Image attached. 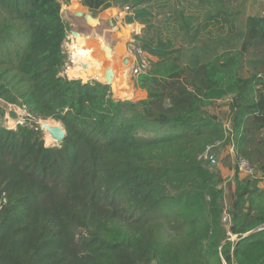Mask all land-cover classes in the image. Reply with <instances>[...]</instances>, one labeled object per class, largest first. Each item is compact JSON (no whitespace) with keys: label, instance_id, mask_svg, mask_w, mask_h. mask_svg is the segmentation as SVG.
Masks as SVG:
<instances>
[{"label":"trees","instance_id":"trees-1","mask_svg":"<svg viewBox=\"0 0 264 264\" xmlns=\"http://www.w3.org/2000/svg\"><path fill=\"white\" fill-rule=\"evenodd\" d=\"M245 1L79 0L144 27L134 46L156 61L132 102L61 75L58 0H0V264H264V5ZM1 103L26 123L6 129ZM216 145L255 170L234 176L227 209L220 170L199 159Z\"/></svg>","mask_w":264,"mask_h":264},{"label":"rangeland","instance_id":"rangeland-1","mask_svg":"<svg viewBox=\"0 0 264 264\" xmlns=\"http://www.w3.org/2000/svg\"><path fill=\"white\" fill-rule=\"evenodd\" d=\"M58 2L61 5V11H60L61 18H62L63 22L68 26V29H69V32L66 35V38H65V40L63 42V51H64V54L67 57V62H66L65 68L62 71L61 75L64 76V77L69 78L67 73H66L68 68L70 66H72V63H70V61H69V57H70L69 56V49H70L69 47L72 45V40L75 39V38H73V36L71 35L70 32H73L76 29L77 31L80 32V34L81 33L84 34L85 31H88V33H89L88 35H90V36H94L95 34L100 35V36L102 35L101 38L104 41L105 45H108L111 48L116 47V46L119 45L120 38H119V40L117 39V37H116L117 33L115 31L116 30L115 28L112 30V32H108V33L104 32L105 30H107L106 29L107 28L106 24H103L100 29H97V31H92L91 30L92 32H89L90 30L85 26V23L83 21L84 19L83 18H76L73 15L74 12L75 13L76 12H84V13H89L90 12L92 14L97 15L96 17H98V15L100 17V13L103 14V15H106L107 14L106 11H108V9L95 13V12L89 11L85 7H82L80 2H79V0H58ZM238 5H240V4L238 3ZM263 5H264V0H257L256 4H252L251 0L245 1L243 3V7L245 8V10H244L245 14L251 12L252 8H256L257 7L258 9H261V7ZM123 15H125V13ZM156 21L158 23H161L162 19H160V18L158 19L157 18ZM134 32H132V33H134ZM137 34H138V32H136L135 35L130 34L129 35V36H131L130 39L132 40L135 36H137ZM130 42L131 41L129 40L126 43V45H124L126 53H128V52L130 53V50H132L131 45L128 47V44ZM182 45L183 44H179L178 43L177 45H175L174 49L182 48ZM143 54H144V57L147 58L149 64L154 63L156 61L155 58H153L152 56H149L148 54H146V52L143 51ZM130 55H131V53H130ZM136 59H137V61L140 60V58H138V57H136ZM133 61H134V58H133ZM105 64H107V63L105 62L103 65L105 66ZM135 79H136V77L131 75V72H130V70L128 68L127 80L131 83L132 87H133V85L135 87ZM79 80L82 83L84 82L81 79H79ZM94 80H96V79H94ZM90 81H92V80H90ZM97 82H99V81L97 80ZM99 83H101V82H99ZM109 87H110L112 98L119 99V98H117L116 96L113 95L111 86H109ZM144 99L139 97L136 100H128V101L136 102V101L144 100ZM120 100H122V99H120ZM225 104H226V102L225 103L223 102L221 104L218 103V102L214 103V105L211 108H209L208 111L212 115H217L219 117V119L221 120V123L224 125V127L226 129H229V124L226 123L227 122L228 110H227ZM1 105L3 106V109L5 110V115L2 117L1 123L6 129L12 130V129H15L17 125L26 123V120H25L26 113L24 112L23 109H20V108L15 107V106L5 105L3 103H1ZM47 121L49 123H51V124L55 123V121H53V120H47ZM38 122H37V124H38ZM39 128H40V126H39ZM43 140H44L45 146H51V145L54 144V142L49 143V144L46 142V140H47L46 133H43ZM216 146H218V147L215 148ZM216 146L213 147L214 149L212 148V153L215 155V158H216V161H217L216 164H215V167L218 170H220V172H221V174L223 176V179L225 181V183L223 185V187H224L223 204H224V207L227 209L228 206H229L230 192H231V190H233V186H234V183H233L234 176L237 175L240 179L247 178L249 176H247L246 173L242 172L239 169V166H238L239 162L235 158L233 146H231V145H224L223 147H221L220 145H216ZM254 173H255V170H254ZM234 240H236V238L235 237H231V241H234Z\"/></svg>","mask_w":264,"mask_h":264},{"label":"crops","instance_id":"crops-1","mask_svg":"<svg viewBox=\"0 0 264 264\" xmlns=\"http://www.w3.org/2000/svg\"><path fill=\"white\" fill-rule=\"evenodd\" d=\"M106 13H107L106 15H103V14L100 13V17L98 15L100 23L97 26H94V27L88 26L86 24V22L84 20L83 21L85 23V26L90 30L89 32L97 31V29H100L103 24H106L107 25V28H106L107 30H105L104 32H107V33L108 32H112V30L115 28L116 29L115 31L117 33L116 37H117L118 40L120 38L119 45L114 47L115 51H116L117 61H116V64L113 66L114 77H113V83L111 85L112 93H113L114 96H116L119 99L136 100L139 97H141L143 99L144 98L146 99L147 93L145 91H143V90L138 89V88L136 89L134 87V85L132 87L131 83L127 80L128 68L130 67V70H131V67H132V65H131L132 63L131 62L133 60L129 56V54L125 52V48H124V45H126V43L129 40L131 42L128 44V47L130 45H132V44L134 45L133 39L131 40L130 39L131 36H129V35L130 34L135 35L136 32H138V34H141V31L143 30L144 27L142 25L137 24V23L126 24L125 23V17H126L127 13L125 11H121L118 8H114V7L108 8V11H106ZM124 13H125V15H123ZM73 15L76 18H79V17H77L75 15V12H74ZM95 16H97V15H95ZM73 32L80 33L76 29ZM132 32H134L135 34L132 33ZM87 34H89L88 31H85L84 35H87ZM101 36L95 34L92 37H101ZM69 48H70L69 49V56H70V54H74L75 53L74 42L72 43V46H70ZM183 48H185L184 45H182V49ZM124 59H128V63H127L128 67L127 68H123V66H122V63L124 64V62H123ZM129 59L131 60L130 62H129ZM69 61H70V63H72V66L69 67L68 70L66 71L67 75L71 76L70 73H73V74L77 73L76 74L77 76H79L80 78L84 79L85 77L82 75V73H80V70L77 71V69H79V66H81V64H83V61L77 60L76 62H73L70 57H69ZM127 64H125V65H127ZM88 67L89 68H94V69L96 68V66L93 65V64H88ZM98 78H99V81H101V76H99ZM92 79H96V78H92ZM136 91H139L141 93V95L138 92H136Z\"/></svg>","mask_w":264,"mask_h":264},{"label":"bare ground","instance_id":"bare-ground-1","mask_svg":"<svg viewBox=\"0 0 264 264\" xmlns=\"http://www.w3.org/2000/svg\"><path fill=\"white\" fill-rule=\"evenodd\" d=\"M85 36L86 35L84 34L78 37L73 36V38L75 39L72 40V43L74 42L75 53L70 54V58L72 59L73 62H76L77 60L83 61V64L79 66V69H77V71L80 70V73H82L85 79L96 78L99 81L98 77L101 76V81L99 82L105 83V75L107 73L106 70L108 69L111 70L112 77L108 82V84L111 86L113 83V77H114L113 66L116 64V61H117L115 48L110 47L111 50L108 51L105 49V47L108 45H105L101 37L89 36L88 38H84ZM132 46L134 45L132 44L131 47ZM128 54L130 55L129 52ZM130 59H129V62L131 61ZM105 62L107 64H105L104 66L103 64ZM88 64H93L96 66V68L95 69L89 68ZM122 66L123 68H127L128 64L125 65L122 63ZM129 70H130V67H129ZM76 74L70 73L71 75L70 77L78 78L79 76H77ZM45 133L47 136L46 142L48 144L55 142V140H53L47 132Z\"/></svg>","mask_w":264,"mask_h":264},{"label":"water","instance_id":"water-1","mask_svg":"<svg viewBox=\"0 0 264 264\" xmlns=\"http://www.w3.org/2000/svg\"><path fill=\"white\" fill-rule=\"evenodd\" d=\"M75 15L79 18H83L84 21L86 22V24L89 26H92V27L97 26L100 23L99 18L90 12L89 13L76 12ZM161 19H164V18H161ZM70 33L72 36H75V37H78L81 35L78 32H70ZM89 36L90 35L87 34L84 38H88ZM105 49L108 51L111 50L109 46H106ZM123 62H124V64H127L128 59H124ZM106 72L107 73L105 75V83H103V82L102 83L105 85H109L108 82L112 77V71L108 69V70H106ZM89 80H91V79H88L87 81H89ZM87 81L83 82V83H87ZM116 100H120V99H116ZM165 105L167 106V103ZM38 125L40 126V130L42 131V133L47 132L50 135V137L53 140H55L53 145L46 146V147H53L55 145L59 146L63 142V140L65 138V131H64V128L60 122H55L54 124H51L48 121H39ZM258 230H260V229H258Z\"/></svg>","mask_w":264,"mask_h":264},{"label":"built area","instance_id":"built-area-1","mask_svg":"<svg viewBox=\"0 0 264 264\" xmlns=\"http://www.w3.org/2000/svg\"><path fill=\"white\" fill-rule=\"evenodd\" d=\"M132 50H130L131 55H129L132 60L134 58V61H132L131 65V75L138 77L139 75H143L148 73L151 70V64H149L147 58L144 57L143 51L139 49L136 46L131 47ZM136 57L140 58L139 61H137ZM213 148V147H212ZM212 148H208L200 157L199 159L203 161H207L211 166H215L216 164V158L215 155L212 153ZM239 169L246 173L247 176H253L254 170L250 166L249 162L246 160H240L238 163ZM227 218H224V221H226ZM236 238V237H235Z\"/></svg>","mask_w":264,"mask_h":264}]
</instances>
